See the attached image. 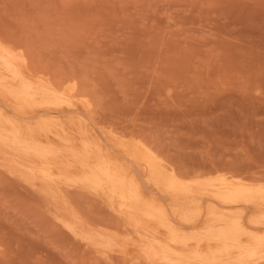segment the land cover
I'll return each mask as SVG.
<instances>
[{"label":"rangeland","instance_id":"rangeland-1","mask_svg":"<svg viewBox=\"0 0 264 264\" xmlns=\"http://www.w3.org/2000/svg\"><path fill=\"white\" fill-rule=\"evenodd\" d=\"M0 41L25 56L30 78L63 92L31 108L0 102L62 166L41 177L42 160L0 141V264H160L144 257L123 210L61 176L83 174L62 141L77 149L82 134L168 213L177 206L142 150L185 183L264 186V0H0ZM235 211L264 232V208ZM208 221L204 210L178 223L199 235Z\"/></svg>","mask_w":264,"mask_h":264},{"label":"bare ground","instance_id":"bare-ground-1","mask_svg":"<svg viewBox=\"0 0 264 264\" xmlns=\"http://www.w3.org/2000/svg\"><path fill=\"white\" fill-rule=\"evenodd\" d=\"M27 69L25 56L0 41V102L13 101L19 108H31L46 98L61 100L63 92L42 77L30 78ZM44 129L45 122H42L40 130ZM82 136L77 149L66 140L62 141L69 152H75L77 159L81 158L80 165L85 169L83 174L71 178L61 172V176L101 191L112 205L123 210L131 230L139 231V249L145 258L157 259L160 264H254L264 259V232L248 228L250 224L262 225V220L245 224L243 212L235 211V207L240 206L245 213L263 209V185L225 179L217 185L185 183L171 171L164 170L152 153L142 150L138 160L145 163L151 181L163 190L160 196L177 206L168 213L166 206L156 203L150 193L142 192L137 180L120 161L112 160L101 151L91 152L92 145ZM36 137L31 128L4 116L0 110V141L13 143L21 152L42 160V167L35 169L41 177L55 176L54 170L60 171L62 167L49 162L55 150L41 148ZM204 210L209 218L205 232L185 235L180 229L182 224L192 221ZM65 228L80 236L74 224L67 223ZM162 234H166L165 237ZM84 236L94 246L102 243L100 237L95 240Z\"/></svg>","mask_w":264,"mask_h":264}]
</instances>
